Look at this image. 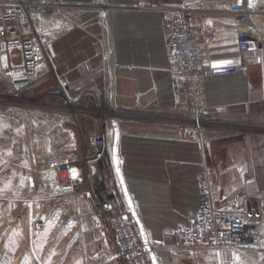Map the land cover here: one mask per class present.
I'll list each match as a JSON object with an SVG mask.
<instances>
[{
    "label": "crops",
    "instance_id": "crops-1",
    "mask_svg": "<svg viewBox=\"0 0 264 264\" xmlns=\"http://www.w3.org/2000/svg\"><path fill=\"white\" fill-rule=\"evenodd\" d=\"M160 4L190 9L204 67L247 66L250 88L243 73L205 80L209 125L197 139L184 131L186 96L169 72ZM41 26L50 30L51 43L39 76L26 91L36 98L60 86L63 96L65 90L74 99L89 93L83 100L90 106V93L96 92L106 108L116 110L118 126L115 132L109 126L107 135L120 174L106 155L97 175L109 172L110 182L94 178V190L99 200L118 199L122 210L130 206L149 236L162 241L158 264L162 254L177 250L174 229L199 205L198 174L204 168L211 173L217 205L243 187L249 205H257L258 192L264 195V0H62L61 14L45 18ZM208 29L211 40L203 36ZM242 36L253 42L245 54L237 48ZM110 84L112 103L105 95ZM80 120L82 130L72 131L77 139L82 131L96 130L92 117ZM177 261L264 264V251L228 248Z\"/></svg>",
    "mask_w": 264,
    "mask_h": 264
},
{
    "label": "built area",
    "instance_id": "built-area-1",
    "mask_svg": "<svg viewBox=\"0 0 264 264\" xmlns=\"http://www.w3.org/2000/svg\"><path fill=\"white\" fill-rule=\"evenodd\" d=\"M149 7L150 4H139ZM62 0H0V74L7 77L15 91L32 86L39 76L40 67L46 59L51 43L50 30L41 26L47 18L61 14ZM162 24L169 47V72L173 84L182 87L187 103L188 124L184 127L186 137L200 138L207 129V111L203 105V84L208 78H225L243 73L250 88L247 66L244 63L204 67L199 58L200 45L191 11L186 6L160 4ZM211 40L213 31L203 34ZM253 47L248 36L237 42L238 51L245 54ZM111 84L106 90L107 102L112 103ZM74 99L67 95L70 105L82 103L87 117L94 119L96 130L83 133L84 150L71 154H51L48 164L56 170L61 184L85 199L93 202L95 212L105 232L111 236L116 257L122 264H158L160 240L149 236L130 206L121 209L118 199L99 200L94 190V178L98 164L109 155L116 173H120L115 160V151L109 146L107 131L115 132L116 110L105 107L100 94L91 92L93 106L83 97ZM95 113L96 116H93ZM75 117V116H74ZM77 117V116H76ZM78 118V117H77ZM118 126V121H117ZM119 158V154H118ZM75 170V173H73ZM252 177L247 181L251 182ZM199 205L186 222L174 229L178 247L202 253H218L228 248L264 251V195L258 192L255 207L249 205L245 187L234 193L224 204L217 205L213 196L211 173L207 168L198 174ZM125 205V203H124Z\"/></svg>",
    "mask_w": 264,
    "mask_h": 264
},
{
    "label": "rangeland",
    "instance_id": "rangeland-1",
    "mask_svg": "<svg viewBox=\"0 0 264 264\" xmlns=\"http://www.w3.org/2000/svg\"><path fill=\"white\" fill-rule=\"evenodd\" d=\"M59 87L33 98L0 74V264H122L93 202L65 188L47 162L51 154L84 150V138L72 131L87 111L65 101ZM196 254L178 247L160 263Z\"/></svg>",
    "mask_w": 264,
    "mask_h": 264
},
{
    "label": "bare ground",
    "instance_id": "bare-ground-1",
    "mask_svg": "<svg viewBox=\"0 0 264 264\" xmlns=\"http://www.w3.org/2000/svg\"><path fill=\"white\" fill-rule=\"evenodd\" d=\"M42 66H43V65H42ZM42 66H41V67H42ZM41 67H40V68H41ZM65 101H67V98H66V100H65ZM113 110H114V109H113ZM118 133H119V132H118ZM114 138H115V142L117 143V141H118V134H117V133H116V135H115V137H114ZM117 161H118V160H117ZM117 168L119 169V167H118V166H117ZM119 174H120V173H119ZM223 254H224V252H223ZM208 256H209V255H208ZM211 256H212V255H211ZM213 256H214V255H213ZM209 258H210V257H209Z\"/></svg>",
    "mask_w": 264,
    "mask_h": 264
},
{
    "label": "snow or ice",
    "instance_id": "snow-or-ice-1",
    "mask_svg": "<svg viewBox=\"0 0 264 264\" xmlns=\"http://www.w3.org/2000/svg\"><path fill=\"white\" fill-rule=\"evenodd\" d=\"M249 6H252L251 3L249 4ZM224 63H227V62H224ZM117 171H119V169H117ZM73 173H75V170H73Z\"/></svg>",
    "mask_w": 264,
    "mask_h": 264
}]
</instances>
